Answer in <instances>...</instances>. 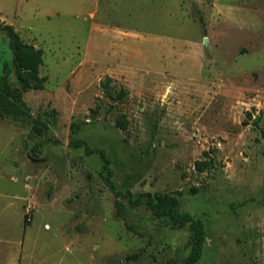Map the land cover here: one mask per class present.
<instances>
[{
  "label": "rangeland",
  "instance_id": "1",
  "mask_svg": "<svg viewBox=\"0 0 264 264\" xmlns=\"http://www.w3.org/2000/svg\"><path fill=\"white\" fill-rule=\"evenodd\" d=\"M0 22L46 78L31 118L0 116V264H184L189 227L127 199L119 218L110 182L179 199L206 230L197 264H264V0H0ZM4 67L19 88L0 29Z\"/></svg>",
  "mask_w": 264,
  "mask_h": 264
},
{
  "label": "trees",
  "instance_id": "2",
  "mask_svg": "<svg viewBox=\"0 0 264 264\" xmlns=\"http://www.w3.org/2000/svg\"><path fill=\"white\" fill-rule=\"evenodd\" d=\"M0 29H2L8 39L10 49L13 53V64L16 69V78L19 83V88L15 87L9 80V70L4 67L3 72L0 73V116L4 119H15L32 117L31 110L23 99V93L30 90H42L46 82L45 77L39 75V69L44 61V51L41 48H36L34 45L24 42L15 28L3 22H0ZM110 79H106L103 88L107 91V84ZM126 96L124 90L121 91L119 98ZM250 115V114H249ZM55 112H51L46 120L42 118H33L34 129H43L48 132L49 127L54 123ZM120 127L126 128V122L123 119H118ZM73 130L77 132L78 126L73 125ZM71 145L77 148L84 147L87 154L96 153L104 160L105 168L109 166V159L102 149H91L84 141L72 140ZM204 162L198 163L200 169H204ZM109 175L111 172L109 171ZM110 189L115 196V206L119 218L125 220L126 208L122 200L127 199L132 208L140 206H147L158 219L164 220L168 225L176 228H183L188 226L191 230L192 236L190 240L191 252L186 258L184 264H197L202 257V246L206 238V230L203 224L194 219L189 214H184L180 210V200L174 196L157 194L151 196L144 195L134 199L130 192L123 193L110 182ZM29 225L28 216L25 215V227ZM128 231L142 235V232L135 226L128 223L125 224ZM138 258L137 254L126 256V261H133Z\"/></svg>",
  "mask_w": 264,
  "mask_h": 264
},
{
  "label": "crops",
  "instance_id": "3",
  "mask_svg": "<svg viewBox=\"0 0 264 264\" xmlns=\"http://www.w3.org/2000/svg\"><path fill=\"white\" fill-rule=\"evenodd\" d=\"M26 230V229H25Z\"/></svg>",
  "mask_w": 264,
  "mask_h": 264
}]
</instances>
